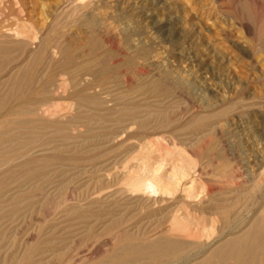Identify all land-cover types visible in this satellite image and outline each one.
<instances>
[{"label": "rangeland", "instance_id": "rangeland-1", "mask_svg": "<svg viewBox=\"0 0 264 264\" xmlns=\"http://www.w3.org/2000/svg\"><path fill=\"white\" fill-rule=\"evenodd\" d=\"M66 1L1 0V33H16L18 30L33 32L35 28L42 36L47 32L46 36L52 43L61 39L70 46L76 62L105 63L111 76L97 88L100 97L114 100L112 103L123 97L151 106L163 104V108L168 109L171 128L158 130L149 125L144 130L135 126L137 130L123 133L120 142L94 148V155L93 152L83 156L63 152L60 159H53V163L65 164L64 174L52 171L47 174L43 171L38 173L40 177L31 179L32 175L18 171L17 175L3 177L7 185L14 189L8 196H1L0 208L3 211L11 205L10 208L18 210L15 212L16 218L4 220V223H18L15 225L18 229L9 226V233H12H8V240L12 238L7 240L1 253L10 256L7 264H16L21 259V264H46L49 259L50 264H67L70 260L84 257L83 254L90 256L87 264H94L106 251H111L112 247H106L105 243H115L114 233L121 227L130 223H153L154 217L149 218L148 212L137 208L125 210V207L128 208L126 204L118 209H98L97 205L91 204L99 196L97 189L104 183L109 182L111 187L103 190L102 195L126 186L125 171L136 170L140 146L146 143L154 146L158 158L175 159L178 157L177 150L180 149L185 156L199 163L211 147L216 154L224 157L221 162L229 169L233 164L230 152L234 149L240 153L245 152L251 163L257 154L264 157V143H261L256 134L264 125V54L259 47L264 39V0H77L71 6L81 8L75 12L68 11V14L62 16L59 12ZM148 10H152L160 27H165L168 20H173L165 39L157 29L152 28L148 19L142 17ZM105 37L114 44L105 41ZM95 45L96 53L91 56L90 48ZM10 53V58H17V53ZM18 56L21 57L19 53ZM60 59L58 54L54 57V62H59ZM30 60L25 64L33 62ZM142 67L144 72L140 70ZM125 74H131V80L126 85L122 77ZM6 79L1 78L3 83L0 95L8 91L7 88L11 89L8 83L5 85ZM162 79L170 87V97L147 92L145 88ZM241 91L247 100L263 101L258 110H247L244 121L235 112H230L228 117L223 115L215 118L221 128L212 131L213 133L206 131L205 127H200L195 132L189 127L191 120L207 115V104L217 105L235 100L237 93ZM69 105L71 101L62 98L48 106L52 112L65 107L63 113L66 108L68 110L64 114L80 116L73 109L69 110ZM46 117L44 118L48 120L52 118L51 121L58 118L51 116V113ZM227 121L236 124L230 128ZM238 122L241 128L235 130ZM52 129L48 128L50 131ZM86 130L85 126H79L73 133L82 139ZM25 131L28 132H20ZM202 131H205L202 139L191 144L193 132ZM20 141L24 142L23 139ZM85 156L89 159L84 160ZM72 158L73 160H69ZM73 167L78 168L73 170ZM45 177L48 179L44 180ZM29 179L31 180L28 181ZM49 183H52L53 188L45 187ZM193 189L195 192L201 191L199 186ZM2 191L5 193L6 189L0 192ZM116 219L128 223L118 227L115 225L112 231L114 233L105 235L104 228ZM89 224H93V235L84 231ZM27 241L32 243V248L25 251L23 247H26ZM63 253L65 257L58 262L56 257ZM26 256H32V259H26Z\"/></svg>", "mask_w": 264, "mask_h": 264}, {"label": "bare ground", "instance_id": "bare-ground-1", "mask_svg": "<svg viewBox=\"0 0 264 264\" xmlns=\"http://www.w3.org/2000/svg\"><path fill=\"white\" fill-rule=\"evenodd\" d=\"M75 1L77 0H67L59 14L65 16L68 11H78L81 7L71 6ZM151 11H146L142 17L148 19L152 28L157 29L165 39L169 35L173 20L166 22V28L160 27L159 21L155 20ZM31 28L33 29V25ZM247 30L250 33L248 27ZM34 31L18 30L16 33L4 34L0 29V86L3 83L1 78H7L5 85L8 83L11 86L10 90L7 88L8 91L0 95V191L6 189L5 193L2 191L4 194L0 192V198L8 196L14 189L3 179L9 174L22 171L32 175L31 179L40 177L38 173L43 171L47 174L50 171L64 174L63 166L66 165L60 164L61 162L59 165L53 163V159H60L63 152L90 155L95 152L94 148L120 142L122 134L136 129L135 126L144 130L149 125L158 130L171 128L169 112L163 108V104L151 106L123 97L112 103L114 100L100 97L97 88L105 84L111 76L107 65L101 61L95 64L78 63L71 53L70 46L64 44L61 39L52 43L46 36L47 32L42 36L40 31L37 32L35 28ZM104 40L113 43L107 37ZM259 47L264 54V39ZM96 49V45L90 48L91 56L96 53ZM10 52L17 53V58H10ZM58 54L61 59L54 62V57ZM29 60L33 62L25 64ZM140 70L144 72L145 69L142 67ZM129 75L131 74L122 76L125 85L131 80ZM165 83L162 79L145 89L150 94H161L167 98L172 92ZM62 98L71 101L69 110L73 109L80 116L64 114L68 110L66 108L63 113L65 107L52 112L48 105ZM262 102L257 99L247 100L241 91L237 93L235 100L217 105L207 104V110L204 109L207 115L192 118V124L188 125L194 132L200 127L212 132L221 128L215 118L223 115L228 117L230 112H235L244 121L247 110H258ZM49 113L53 117L58 116L56 121L44 118ZM240 123L234 127L235 130L241 128ZM234 124L227 121L230 128L235 126ZM79 126L87 128L82 134V139L73 133ZM48 128L53 129L50 131ZM21 130L28 132H20ZM38 130L41 131L37 132ZM44 130L46 133H42ZM194 132L191 144L196 143L205 133ZM256 134L261 143H264V125ZM156 152L151 143L140 146L136 170L125 171L126 186L105 195H102V191L111 187L109 182L97 189L98 200L91 204L97 205L98 209H118L122 204H126L128 208L125 207V210L137 208L146 211L149 218L154 217V221L127 224L128 221L112 220L104 228V234H113L115 225H127L114 233L112 237L115 243H105L106 247H112L111 251H106L94 264H264V157L257 154L251 163L245 152L240 153L234 149L230 152L233 164L229 169L221 162L224 157L216 154L215 149L211 147L202 156L200 163L185 156L180 149L177 150L178 157L175 159L158 158ZM88 159L84 157V160ZM51 185L52 183H49L45 187L53 188ZM195 186H199L201 191L195 192ZM111 201L115 202L108 204ZM10 206L3 211V208H0V264H7L10 258L8 254L1 255L7 244L11 229L9 226L18 224L13 223L14 221L4 223L5 219H14L17 216L15 212L18 210L15 211ZM92 225H87L84 230L88 235H93ZM31 246L32 243L27 241L26 247L23 248L26 251ZM64 255H59L56 260L61 262ZM51 256L54 257L52 254ZM83 256L76 258L79 260H70L67 264H87L90 256ZM25 258L32 259V256ZM50 260L46 264H50ZM21 261L22 259L18 260L16 264H21Z\"/></svg>", "mask_w": 264, "mask_h": 264}]
</instances>
